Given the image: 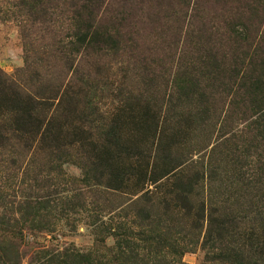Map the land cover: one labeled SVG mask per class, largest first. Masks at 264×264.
Segmentation results:
<instances>
[{"label":"rangeland","instance_id":"rangeland-1","mask_svg":"<svg viewBox=\"0 0 264 264\" xmlns=\"http://www.w3.org/2000/svg\"><path fill=\"white\" fill-rule=\"evenodd\" d=\"M116 1L103 0L98 23H104L100 21L108 17ZM30 4V0H0V71L28 94L53 83V78L57 84L69 82L72 88L90 89L91 102L80 106L79 124L98 143L94 150L85 143L79 147L73 143L61 148L65 153H49L0 129L7 135L0 142V264H200L207 251L200 242L209 217L237 221L234 234L217 243L220 249L238 245L242 235L254 232L260 202L258 191L253 192L264 182L254 184L252 179L264 162V145L247 134L223 141L224 132L217 131L218 111L203 124L174 123V115H184L196 106L193 99L174 101L179 94L172 77L181 70L202 75L196 81L197 91L212 80L211 73L204 72L215 70L214 58L221 71L224 55L233 48L225 23L234 17V22L238 20L237 9L227 10L236 3L132 0V55L144 58L128 56L131 42L120 40L115 54L108 52L96 61L81 54L80 48L68 55L76 41L71 34L74 27L66 18L67 0L33 1L36 9H45L40 22L28 17L33 13L27 8ZM257 29L262 33L257 30L256 34L264 38V19ZM55 50L68 55L72 64L67 69L61 67ZM149 57L156 63L162 57V67ZM134 95L140 96L141 106L134 104L129 116L123 113L116 122H109L117 100ZM142 98L152 99L150 106L154 102L151 108L159 125L184 132V142L170 149L181 164L176 174L180 181L167 175L153 181L136 178L144 167L160 170L172 159L157 160L160 152L154 151L153 144L138 141L145 127ZM5 116L0 106V124ZM106 127L118 128L111 135L117 142L109 147L101 139ZM167 132L163 128L162 133ZM127 142L136 146L125 152ZM104 147L112 166L123 169L122 185L116 190L94 186L90 180L92 173L108 169L100 165ZM179 153L184 154L181 160ZM105 178L107 171L101 180Z\"/></svg>","mask_w":264,"mask_h":264},{"label":"trees","instance_id":"trees-1","mask_svg":"<svg viewBox=\"0 0 264 264\" xmlns=\"http://www.w3.org/2000/svg\"><path fill=\"white\" fill-rule=\"evenodd\" d=\"M33 1L35 0H30L31 4L27 6L29 10L33 9V13L29 12L28 17L31 21H44L45 9L43 7L36 9L33 6ZM222 1L225 5L232 3V1L236 3L235 6H230L227 11L238 10L235 13L238 20L234 22V17L228 19L225 23L229 33L228 37L232 35L231 41L228 38L227 40L233 45V48L227 51V57L224 55L221 71L216 69L218 62L214 58L216 63L213 62L215 65L212 68L215 70L204 72L205 75L211 73L212 80L205 84V88L202 90H195L196 81L202 75L197 73V76H194V71L181 70L172 77L171 81H173L175 92L179 94L174 101H190L193 99V104L196 106L191 111H186L184 115L180 113L174 115L176 116L174 123H182L183 127L189 126L191 122H195L193 126L198 125L196 122L203 124L218 111V114H215L216 120L220 117V127L217 131L224 132L223 141L236 140L247 134L249 138H257L258 142L264 145L262 139L264 137V50L262 48L264 38H262V34L261 36L256 34L257 26L264 19V0ZM131 3L132 0H117L115 2L116 6L110 11L108 17L100 21L104 22L102 24L98 23L96 16L101 11L103 0H67L69 9L66 18L69 25L74 27L71 34L75 36L76 41L75 44L69 47L68 55L80 48L81 54L89 57L94 56L96 61L98 57L106 56L108 52L115 54L119 50L120 40H124L131 42L127 55L134 57L132 50H134L135 43L133 30L131 29L134 15L130 12ZM157 6L158 4L155 7ZM235 26L238 27V31L233 28ZM258 33L260 34L262 31L258 30ZM253 37L256 38L254 42L252 41ZM253 43L254 46L251 47ZM58 50H55L57 54H59ZM68 55L59 54L58 57V61L61 60V67L64 69L72 64ZM134 58L139 60L144 57L137 55ZM148 60L162 67L159 64V62H162V57L157 58L158 63L151 60L150 57ZM201 63L207 65L208 61L201 60ZM56 73L59 77L61 70ZM146 74L144 73V75ZM220 74L222 75L219 76ZM162 75L160 77H164V73ZM220 77H223L224 80ZM53 79H55L53 83L46 82L38 91L28 94L0 71V106L4 108L5 115H7L5 116V123L0 124V129L8 130L23 144H36L49 153L56 151L65 153L61 148L71 146L73 143H77L78 147L85 143L90 146V150H94L98 142L92 139V134L85 131L79 124L81 117H83L80 106L90 104L92 92L90 89L88 91L87 89L86 91L79 89V85L72 88V84L69 82L57 84L58 80ZM139 97L136 95L134 97L124 96L121 100H117L118 104L114 107V113L109 122H116L117 117L123 113L126 117L129 116L131 114L129 110H133L134 104L141 106ZM179 97L182 98L179 99ZM150 100L152 99L142 98L145 127L140 129L142 133L139 136L141 139H138V141H144L148 146L153 144L154 151L158 150L160 152L157 160L161 161L164 157L165 159L169 157L172 159L160 170H151L149 169L151 166L144 167L136 178L153 181L167 175L175 176V180L180 181L181 178L176 174H178V167L181 164L170 153V149L176 144L184 142V132L178 128L171 130V127L159 125V121H156V112L151 108L155 104L152 102L150 106L148 104ZM221 121L222 124L220 125ZM239 124L241 128H238ZM214 125L215 120L210 123L209 129L213 130ZM163 128L169 129L170 132L162 133ZM111 129H114V131H110L106 127L104 132L101 133L103 144L108 147L117 142L113 140L111 135L118 131V128ZM209 132L211 131L208 130V134ZM114 137H117V135ZM6 138L7 135L0 130V142ZM131 146L136 145L128 142L123 143L124 151L128 152ZM108 147H104V155L100 160V165L102 167L108 166V169H101L95 174L92 173L90 180L94 186L102 185L108 189L116 190L122 185L123 169L120 166H112L106 154ZM164 150L166 151L163 152ZM110 153L112 155V152ZM58 155L57 161L61 156ZM183 155L179 153L180 160ZM146 156L149 157V154ZM256 170L258 171L256 178L252 179L253 183H263V161L260 162ZM105 171H107V178L102 181L101 177ZM51 186L54 187V183H51ZM257 191V198H259L260 203L259 209L255 211L257 220L255 231H248L245 236L242 235V242L238 245L220 249L216 246L217 243L223 237L229 238L234 234V231L238 229L237 221L226 216L209 217L200 242L201 247H205L207 251L203 253L200 264H264V186H256L253 193L256 194ZM247 203L251 204L248 201ZM192 225L194 226L193 222Z\"/></svg>","mask_w":264,"mask_h":264}]
</instances>
